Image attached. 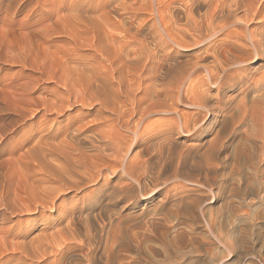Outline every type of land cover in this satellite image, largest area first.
<instances>
[{
    "label": "bare ground",
    "instance_id": "1",
    "mask_svg": "<svg viewBox=\"0 0 264 264\" xmlns=\"http://www.w3.org/2000/svg\"><path fill=\"white\" fill-rule=\"evenodd\" d=\"M69 1L67 3H70ZM109 1L110 0H106V4ZM116 1L117 0H115L114 4H116ZM120 1H123V0H120ZM125 1L127 2V0H125ZM71 2H73V0H71ZM77 2H78V0H77ZM90 2L92 4L93 1L91 0ZM119 2H118V4H119ZM109 3H108V6L111 5ZM100 4H103V3L100 2ZM100 4H98V5H100ZM67 5L68 4H66V6ZM70 5H68L67 11L65 9V12H66L65 15L63 16V14H61L62 18L60 16L59 17L61 20L64 18L63 21L65 24H66V21H69V24H66V25L72 26L70 30L75 31L73 33H75L76 36H77L76 32L80 31L82 34V38L84 39L83 32L87 33V35H88L90 32L95 31V29H97V24L99 21L98 19L101 17L102 14L99 13V15H100V17H99L98 13H96L97 17H99L97 20H96L97 17L95 16V14L93 15L94 17L91 15L93 17L92 20L88 19L87 17H85V18H87V19H85L82 16V15H84V14H82L84 12L82 6L79 7V6H73V5L70 6ZM120 5H119L120 6L119 9L122 7L121 10L122 9L126 10L130 14V16L127 15L129 19H132V18L134 19V17L137 18V16L139 14L141 15V13H143V14H144V12L146 13V15H145L146 17L140 19L139 20L140 22H138L137 25L134 22V25H136V26L131 24L133 20L128 21L131 24V26L132 25L134 26L133 28L135 29V31H133V32H135L136 34H138L137 31L139 32V30H141L142 27L147 25V24H145L146 21L144 23V20L145 19L147 20V17L150 18V16H152L154 19V20H151L152 22L149 23L147 30L145 28V30H146L145 35L144 36L141 35V38H143V40H141V41L139 40L140 39V38H138L140 36L139 34H138L139 35L138 37L134 36L135 33L134 34L132 33L133 35L130 34L131 37L134 36L133 38H138L139 42H141L140 44L141 45L143 44V45L141 46V45L137 44L140 46L138 52H135V50H137V48L139 46L136 48L137 45L134 43L136 45L134 48L131 45V47H132V53L131 54L132 55H133V50L135 49L134 50V56L131 57V55H130L131 59L129 58L128 64H126V63L124 64V65H127L126 70H128V68H129L128 72L126 71L128 74L125 73L126 75H124V77L118 76V75L114 76L112 73L110 75L103 76L102 70L101 71L99 70L100 72H98V71L96 72V70H98L97 69L98 66H100L99 62L101 60L98 62V65H96L97 63L95 64L97 66V68L95 67L96 70L93 68L87 69L86 67H85L86 68L85 70H84V68L79 69V67L73 68L71 66L72 64L69 62L68 66L72 67V69H73V70L71 69L72 72L69 71L70 72L69 74L67 73L66 75H64L60 79V82L64 88V91L59 93L60 95H58V93H56V91H53V89H52L53 93L54 94L56 93L57 95H55V96L53 95L54 97L50 96L52 98H50V99L47 98L44 101L41 99L42 103H41V101L38 103V104H41L40 106H42L40 108H43L44 111L47 110L46 112H48V110H49V111H52L51 114H53V111H55V113L62 114L64 112L65 107H67L68 104L70 102H72L73 99L70 100V98L72 96V91H75L76 93L80 94V96L75 97V99H77V101L82 106H86V105L92 106L93 104L97 105L98 107L95 106V109L97 107L96 112L98 113V115H100L102 112H104L102 114H105V115H106V113H105L106 111L110 112V114H111L110 118L104 117L103 115H100V116H103L102 117L103 123L104 124L106 123V126L108 129H104L105 125L100 124L101 122L99 123L100 125L96 123L99 126H101V125H103V126L98 127V129H95V126H94L93 131L91 130L92 131L91 134L89 133V134L84 135V136L82 135L81 138L79 137L78 139L74 140L72 138L70 139L69 138L70 135H68V134L72 133V132H68V131H71L72 129L66 131L67 130V128H66L65 132H68L66 134L68 135L67 137L69 138V139H67L65 137V132L62 128V130L64 132L63 133L64 136L60 135V137L62 136L61 138L59 136H57L60 138L58 141H55L54 136H52V135L47 136L44 134L49 129L47 131H45L44 133L37 131L38 133H43L44 135L40 134L39 136H36L35 138L33 137L31 145L27 144L29 146L28 147L26 146L27 147L26 153L29 155L28 158H31V160L38 162L37 164H40L41 166H42V163L45 164L44 167H45L47 174L49 176V177H46V176L45 177L49 178V180L53 183L57 182V185H55V186L53 185L52 187H50L51 191L49 192L50 195H48V199H46V200L42 199V201H41V198H43V197H41V198L37 197V199H39V201H40L39 203L38 202L37 203L41 207L48 208L50 211H56L59 208H62L66 204L65 199L60 198L61 197L60 192H67L65 190L70 189V188L71 189L73 188V190L74 189L77 190L81 186L83 187L82 184H85V183H87V184L92 183L93 186H95V187L91 191H89L87 194H83L80 197L79 201L77 200L78 202L77 201L74 202L71 210L66 214V220H65L66 222L62 228H59L56 231H53L50 233L49 232L44 233V230L40 231L41 234L38 233V234L34 235L33 237H31V239H29L30 241L28 244H26L28 242L27 239L22 240L18 243L17 251L21 254V257H19L18 255L17 256L19 257L21 262H23V260H26V258H28V257H35V258H38L40 263H44V261H46L48 258L51 257V260H49L50 262L52 261L51 264H111V260L113 258V256H112L113 252L118 250L116 248H118L120 246H123L125 248H129V243H127V241H126L127 239H130V241L135 244L134 247H136L137 252H139L138 253L139 256L142 255V257H146V255H147L144 252L146 247L149 248L152 252H157V253L160 252V248H158L156 246H152L153 244L147 245V242L150 240H157V241L159 240V241H161V243H164V244H166V242L168 241L167 247L171 248V250H175L177 247L176 246L177 235H174V234L169 235V238L166 241V240H164V238L159 233V229L161 227H163V226L167 227L168 226V223L166 220L167 217H166V219H162L160 217L155 219V218H152L153 217L152 216V217L143 219L142 221L141 220H138L136 222L134 221V223H133V220L138 219L139 217L145 218V215H144V213L140 212L141 214L139 216H136V217L131 216V210H133L137 207V205L140 202V199L150 198L156 192L161 193L162 190H164V192L170 193L171 191H174V194L171 193V194L162 196L161 198H158L157 201L160 204V203H163L166 201L167 202L168 201L169 202L170 201H178L179 199H182L183 197L190 196L192 191L197 190L199 178L194 176L195 174H192V175L188 174L189 169L187 170V168H186L187 173H184V172L176 169V170H174L173 173H170V172L168 174L166 173L167 175L166 174L161 175V171L159 174L158 171H151L150 170V169L155 168L157 166V164L160 161H162L164 158L165 159L168 158L171 154L174 155L173 151L179 145V144H177V146H176L177 142L175 140L174 134H177L179 132L181 134V133L185 132L186 135L189 136V140H191V141H189V142L186 141L184 143H182V141L179 142V143H182L181 145L185 146V148H183L184 152H186L191 157H192L191 154H193V155L198 154L201 151L200 149L202 147H204L205 140L202 141V139L204 138L203 136L205 135V133L209 132L210 130L212 133L216 132V130H217L216 126L219 124L220 118L225 115V113L229 110L228 107L229 106L231 107V105L233 104L232 102H234V100L236 98H238V96H239V99L237 100L236 103H234V106H236V109L239 112L238 119H241L243 116H245L246 118H249V120L255 126H257V124L260 123L259 126H257V129L261 128V130H262L264 128V71H262L260 76L257 78H254V77H252L253 75H251V70H252V68H255L256 65H258V66L260 65L261 67H259V68L264 67V0H131L127 4L125 2H122ZM64 6H65V3H64ZM104 6L99 7V8L102 9V8H104ZM115 6H113V7H115ZM83 7L85 8L86 6L83 5ZM96 8H98V7H96ZM110 8H112V7H110ZM59 9H60V6H59ZM81 9L83 10V12H81ZM114 9H117V8L115 7ZM114 9H112V10H114ZM87 10H89V9H87ZM97 10H99V9H97ZM109 10H111V9H109ZM104 11H106V10H104ZM114 11H117V10H114ZM114 11H113V13H115ZM89 12H90V10H89ZM95 12H100V11H95ZM119 12H118V14H119ZM124 13H126V12H123V14ZM120 16H122V15H120ZM120 16L116 15V17H120ZM127 16H125V17L127 18ZM102 17L104 18V20H106L105 14ZM152 17H151V19H152ZM123 18H124V16H123ZM123 18L121 19V22H122ZM56 19H58V18H56ZM109 19H110V17L108 18V21H109ZM116 19L118 21V18H116ZM110 20L113 22L111 23L109 21L111 24L110 23H108V24H110V27L112 28L113 27L112 25H115V23L117 21L115 22L114 16ZM126 20H128V19H126ZM78 22L82 23L81 25L84 24L85 27L83 25L82 26L83 28H81L80 24H79L80 26H75L76 23H78ZM101 22H104V21H101ZM105 22H107V21H105ZM118 22H117L116 27L119 25V23L122 24L121 22H119V23ZM59 23L60 22L58 21L57 24H59ZM100 23H99V25H100ZM123 23L128 24L126 21H123ZM136 23H137V21H136ZM57 24L55 26H57ZM58 26L60 27V25H58ZM67 26H66V28H67ZM70 26H68V27L70 28ZM104 26H107V25H104ZM59 27H57V28L59 29ZM100 27L98 26V29ZM128 27H129V25H128ZM130 27L128 29H130ZM145 27H147V26H145ZM104 28H102V29L105 31V29H107V28H105V29ZM125 28H126V26L124 27V29ZM116 29L119 30V27H117ZM107 30H109V29H107ZM63 31L64 30H61V32H63ZM97 31H99V30H97ZM120 31L123 32V30H120ZM65 32H66V29H65ZM99 32L103 36L104 35L107 36L108 31H106V33H105V32H101V30H100ZM99 32H97V33H99ZM111 32H108V33H109V35L113 34V36L112 35L111 36H112V39H114L113 37H115L114 35H116L115 33H117V32H116V30L113 31L115 33H113V32L111 33ZM128 33H130V32H128ZM72 34H71V38H74L72 36ZM67 35H68V33H67ZM124 35L122 34V36L127 41H128V39L129 40L132 39V38L126 39V37ZM126 35H127V31H126ZM153 35H156L154 37H157V40L159 42L157 41L158 43L154 44V45H156L155 48H157V50L155 48H153L154 45L152 44L153 46H151L150 48L152 49L153 52H151L149 50L150 49L149 45H147L149 42L146 44L147 41L145 42L144 40L148 37H152ZM90 36H91V33H90ZM90 36H88L89 41L91 40L89 38ZM99 36H101V35H99ZM103 36H101V38H103ZM118 36L119 35L116 36L117 40H118V38L120 39V37H118ZM128 36H129V34H128ZM68 37H70V33H69ZM107 37H105V39ZM123 37H121V38H123ZM94 38L97 41L96 43H98V39H100V37L97 39H96V37H94ZM85 39H87V38L85 37ZM109 39H107V40H109ZM112 39H110V41ZM154 39H153V41H154ZM73 40L76 41L75 39H73ZM84 40H82V41H84ZM100 40H102V39H100ZM138 40L135 39V41H138ZM94 41H91V42H94ZM114 41H116V40H114ZM150 41H151V39H150ZM91 42H90V44H91ZM102 42H105V41L102 40ZM106 42H108V41H106ZM83 43H85V42H83ZM109 43L111 44V42H109ZM109 43H107L106 45L109 46L110 50L116 48V46H115L116 44L114 45L113 48H110V45H108ZM117 43H121V41L119 40ZM112 44H114V42ZM112 44H111V47L113 46ZM127 44H128V42H127ZM130 44H131V42L129 43V45ZM84 45H86V43L83 44L82 46L84 47ZM92 45H93V43H92ZM102 45H104V44L102 43L101 45H95L94 46L95 50L100 51V52H106V51L109 52L110 51L108 48L101 50L102 48L106 47V45H104V47H102ZM73 46L75 48V45H73ZM97 46H99V47H97ZM100 46H101V49H98V48H100ZM119 46H120V44L117 47H119ZM124 46L129 47L128 45H124ZM147 46L149 49L147 48ZM119 48H121L120 51L122 52V50H123L122 46H120ZM191 48H192V50L194 49L195 52H198L196 55L194 54L195 56L193 55V57L195 59L194 60L192 59V61L188 59L185 62L180 61L178 57L182 56L184 53L181 51H177V49L178 50L182 49L185 52L186 50H189ZM116 49H118V48H116ZM116 49H115V51H116ZM194 50H193V52H194ZM115 51H114V53H112L110 51L108 54L112 53L114 56L116 53L118 54V52H120V51H118V52H115ZM128 51L131 52L130 50L125 51L126 55H127ZM72 52H73V50H72ZM121 52H120V54H124ZM193 52L191 51L190 53H193ZM106 53H104V54H106ZM108 54H107V56H108ZM113 56H111V57H113ZM114 57H118V55L114 56ZM91 58H93V57H91ZM118 58H120V57H118ZM94 59H95V57H94ZM61 60H63V59H61ZM118 60H119V62L123 61V60H121V58ZM64 61H65V59H64ZM92 61L93 60H91L90 63ZM114 61L116 63V60H114ZM55 62L59 63L60 59H59V61H55ZM67 62H68V60H67ZM110 62H112V60ZM123 62H122V64L116 63L117 65H114V66H116V67H118V65L122 66ZM106 63H105V66H106ZM79 64H80V62H79ZM79 64H77V65H79ZM111 65H113V64L110 63V67H111ZM48 66H49V64H48ZM59 66L63 67L65 65H59ZM59 66H57V67H59ZM80 66H81V64H80ZM101 66H103V65H101ZM110 67L108 69H110ZM80 68H82V67H80ZM88 68H90L89 65H88ZM119 68H117V69H119ZM123 68H125V67L123 66L120 69H123ZM58 69H60V68H58ZM63 69H64V67H63ZM66 70L68 71V69H66ZM113 70H114V68H113ZM57 71L58 70L56 69V72ZM108 71H110V70H108ZM113 72H115V71H113ZM119 72H118V74H119ZM122 72L120 73L121 75L125 71L123 73ZM47 74H49V73H47ZM51 74H49V76ZM53 75L54 74H52V76ZM131 75L135 78V80H134V78L131 80L135 81V84H137L136 87H139L140 91H142V93H143V95H141V97L138 95V97H140L139 99H137L138 97H136V95L131 96V88L134 85L129 84L127 86L125 84L126 83L125 81H128L127 79H125V76L129 77ZM201 76H204L205 80L204 79L202 80ZM50 77H48V78H50ZM52 78H54V77H52ZM123 78L125 79V81H123ZM51 81H52V79H51ZM144 81H150V82L148 83V85L144 84V86L141 87ZM122 82L125 84V87L123 86ZM185 82L188 85V86L186 85L187 89H185L186 90L185 92H180V87ZM29 83H33L32 80ZM251 83L256 87L257 91H259V94L255 97H253V96L249 97L248 92L245 90L247 87H249V85H251ZM33 84H35V83H33ZM196 84L198 86L195 88ZM150 85H153V88L148 87ZM23 86H24V84H23ZM23 86H22V88H24ZM183 86H185V85H183ZM202 86H206V88L202 89ZM184 88L185 87H183V89ZM58 89H60V88H58ZM20 90H21V88H20ZM26 91H28V89ZM140 91H138L139 94H140ZM229 91L235 92L234 97H230L229 95H226L227 92H229ZM17 92H16V94L13 95L14 101H16V102H14L15 105L16 104L18 106L20 104H21V106L24 105V107L22 106L23 108L21 107L19 112L22 110L21 112H24L27 114V113H29L28 111L30 110V108L32 111L34 108L33 109H32V107L26 108L25 104L29 103L28 104L29 106H35L36 101L31 96H29L28 94L24 93V95H26V96H23L21 94L22 92H20V93L19 92L17 93ZM121 97H123V98H121ZM35 99H37V98H35ZM48 99H49V101H48ZM130 99H132V100H130ZM38 100H40V99H37V102H38ZM69 100H70V102H69ZM17 101L19 104L17 103ZM178 101H180V103H182V104H183V102H181V101L186 102V104L190 108H192L193 111L190 113H186V114L185 113H182V114L178 113V119L175 121L173 119H168L166 121H162L160 124H158V122H156L157 123L156 125H154V124L151 125V126H153L152 130H151V128H149L150 134L147 133L149 135L148 136L146 135L147 137H145V139H144L143 135L145 134L144 132L147 130L148 124L147 125H141L139 127H138V125L140 123L145 124V123H143L144 120L146 119L145 117H147V116L149 117L150 114L153 115L154 113H165V115L166 114L170 115L171 113L172 114L176 113V111L178 110V109L176 110V103ZM73 103L75 104V101ZM32 104H34V105H32ZM177 107H178V104H177ZM39 109H37V110H39ZM66 109H65V111H66ZM81 109H83V108H81ZM93 109H94V107H93ZM35 110L36 109H34L33 112ZM205 111L207 113H209L208 119H205L204 115L207 114V113H205ZM81 112L83 114L85 113L83 111H81ZM81 112H80V114H81ZM43 113L45 114V112H43ZM77 113H78V111H77ZM97 113L95 114L96 116H97ZM20 114H22V113H20ZM44 114H43V116H44ZM85 114H84V117H86ZM92 114H89V115L86 114V115L87 116L91 115L92 117L91 116L90 117L93 118ZM22 115H20V116H22ZM25 115H23V116H25ZM37 116H39V115H37ZM57 116H60V115H57ZM100 116L98 118H100ZM133 116H136L135 120H137V121L134 120L135 121V125L133 124L134 127L129 126L130 120ZM40 117H41V115H40ZM148 117H147V120H150V119H148ZM169 117H172V115ZM173 117H175V116H173ZM229 117L231 120H233V118H235L232 114H230ZM79 118L80 117H78V119ZM69 119H71V118H69ZM42 120H44V119H42ZM70 121H72V120H70ZM70 121H68V122H70ZM96 121L98 122L99 119H96ZM118 121L121 123L122 127L123 126L125 127L128 125L125 128L129 129L133 133V135H131V137L133 136L135 138L134 139V141H135L134 145L135 146L141 145L139 147V149L137 148V151H135V153H133V155H130L131 153L129 154V149L131 147V141H132L131 138H129L130 136H128L127 133H126L127 136H124V133L121 134L122 131L121 132L119 131L120 134H116V133L114 134L113 133V129H114L116 123L118 124V126L120 124ZM91 122H93V121H90L89 123H91ZM39 123H40L39 125H43L45 123V121L43 124H41L42 122H39ZM82 123H84V122L82 121ZM76 124H77V121H76ZM261 124H262V126H261ZM78 125H79V127L77 125L76 126L74 125V126L78 127V129L80 130V126L84 125V124H81V125L78 124ZM65 127H67V126H65ZM148 127H150V126H148ZM43 128H45V127L43 126ZM88 128H86V129H88ZM90 128H92V127H90ZM41 129H42V127H41ZM68 129H69V127H68ZM74 129H76V131H77V128H74ZM39 130H40V128H39ZM79 130L77 132H81ZM51 132H54V131H51ZM87 132H89V131L87 130ZM131 132H129V133H131ZM46 134H48V133H46ZM56 135H59V134H56ZM215 135L217 136V133H215ZM71 136L76 137V136H73L72 134H71ZM53 139H54V141H53ZM82 143L83 144H85V143L89 144V146H90L89 148H91L90 150H92L93 153L87 154L86 153L87 149H85V147H84V149H85V151H84V149H82V147H80ZM208 143H209V141H208ZM215 143L216 142H214L213 147L210 146V144H209V146L211 148H209L206 145L207 146L206 151H209L210 154H214L218 150H220L219 149L220 142H219V144L217 143L218 145L216 144L217 146L215 145ZM87 144H86V146H87ZM181 145L179 147H181ZM90 150H88V151H90ZM204 150H205V148H204ZM92 151H90V152H92ZM45 152H47V154L49 156L44 161L45 156H47V155H45ZM40 154L43 156L41 157ZM178 154H179V151H178ZM24 156H26V155H24ZM179 156H180V154L177 155V157H179ZM183 156H185V155H183ZM181 157H182V155H181ZM184 158L185 157H183V159ZM188 159H189V157H188ZM53 160H55L54 163H56V162L57 163L54 164ZM168 161L171 162L169 159H168ZM175 162L177 163L179 161H175ZM165 164H166V162L164 163V166H165ZM177 164H175V165H177ZM213 165L214 164H212V163H208L207 166L204 168L205 171H210V169ZM178 166H179V164H178ZM171 167H172V165H171ZM171 167H170V169H171ZM190 167H191V164H190ZM26 168H28V167H26ZM192 168L195 170V168L193 166H192ZM39 169H37V170H39ZM43 170H44V168H43ZM105 171H108V173L111 176H117L118 177L116 179L117 182L115 181V183L111 184V182L107 179L102 180L107 175V174L105 175ZM191 172L193 173V171H191ZM44 173H42V174H44ZM201 173H203V172H201ZM41 180L42 179H40V181ZM46 180H48V179H46ZM170 183L173 186V190L172 189H166ZM187 184H189L190 186H187ZM32 185L33 184H31V186ZM38 185H40V184H38ZM43 185H45V184H42V186ZM32 187H34V186H32ZM35 187H36V185H35ZM40 187H41V185H40ZM40 187H39V189L43 188V187H41V188ZM169 187L171 188V186H169ZM178 187H179V189L181 188L182 190L180 189L181 190L180 192H177V191L175 192V190ZM30 189H31V187H30ZM37 189H35V190H37ZM45 189L47 190V188H45ZM30 192H31V190H30ZM45 192L47 193L48 191H45ZM45 192H43V193H45ZM40 194H42V193H40ZM34 196H36V195L34 194ZM37 196H39V195H37ZM29 202H30V204H32L31 202H33V201H29ZM143 206H142V208H143ZM173 206H174V204H173ZM125 209L127 211L123 212ZM132 217L134 219L130 223L129 220ZM31 218H34V217H31ZM27 223H29V222L27 221ZM19 230H21V229H19ZM79 234L83 237V239L80 241L79 240L76 241L77 236H79ZM97 236H99V237H97ZM82 237H80V238H82ZM5 238L6 237H4V239ZM3 242H4V240H3ZM2 245H1V247H2ZM9 246H10V243H9ZM113 246H115V248ZM48 247L52 248L51 249L52 250L51 256L47 255V254H49V250H50V248L48 250ZM19 253H17V254H19ZM117 255H119V254H117ZM23 257H26V258L23 259ZM119 260L121 261L119 264H132L133 263L131 258L127 259L125 257V259H119ZM16 261H18V260H16ZM20 261H19V264H20ZM33 261H35V260L33 259ZM47 264H49V263H47ZM167 264H172V263L169 262Z\"/></svg>",
    "mask_w": 264,
    "mask_h": 264
},
{
    "label": "rangeland",
    "instance_id": "2",
    "mask_svg": "<svg viewBox=\"0 0 264 264\" xmlns=\"http://www.w3.org/2000/svg\"><path fill=\"white\" fill-rule=\"evenodd\" d=\"M68 1L69 0H0V240H1L0 244L1 245L3 244L2 247L0 245V264H19V261H20L19 257H21V254L17 251L18 243L22 240L27 239L28 242L27 243L25 242V243L28 244L30 241L29 239H31V237H33L34 235H36L38 233L41 234L40 231L44 230V233L45 232L50 233V232L56 231L59 228H62L66 222L65 221L66 220V214L71 210L74 202L77 200L79 201L80 197L83 194H87L89 191H91L95 187V186H93L92 183H88V184L85 183V184H82L83 187L81 186L80 187L81 189L79 188L77 190L76 189L73 190V188L72 189L70 188L71 190L70 189L65 190L67 192H60L61 194L63 193L62 195L60 194V196H61L60 198H64L66 204L62 208H59L56 211H50L48 208L41 207L38 204L40 201H39V199H37V197L38 198L43 197V198H41V201H42V199H45V200L48 199V195H50L49 192L51 191L50 187H52L53 185L54 186L57 185V182H54L55 183L54 184L53 182H51L49 180V178H46L49 176H48L47 171L44 167L45 164L42 163V166H41L40 164H37L38 162L31 160V158H28L29 155L26 153V149L29 145H31L33 137L35 138L36 136H39L40 134L42 135L45 131H47L48 129L49 130L51 129L50 131L48 130L49 132L47 131L44 134L47 136L52 135L55 137V141H58L62 137V136L60 137V135H63V133L65 132V130L67 128L66 131L72 129L71 131H68V132H72V133L68 134V135H70L69 138L70 139L72 138L75 140V139H78L79 137L81 138L82 135L84 136V135H87L89 133L91 134L93 129H94V126H95V129H98V127L105 125L104 129H108L106 126V123L105 124L103 123L102 117L103 116L108 117V118L111 117V114L109 111L105 112L106 115L102 114L104 112H102V113L100 112L101 114L99 113L100 115H103V116L98 115V113L96 112V109L98 106L95 104H93L92 106L91 105L90 106H87V105L82 106L77 101V99H75V97L80 96V94L76 93L75 91H72V96L70 98V100L73 99L72 102H70V100H69L70 103L68 104L67 107H65V109L66 108L67 109H66V111L64 109V112L62 114L55 113V111H53V114H51L52 111H49V110H48V112H46L47 110L44 111L43 108H40L42 106H40L41 104H38V103L40 101L42 103V100L44 101L47 98L50 99V98L54 97L55 95H57L56 93H58V95H60L59 93L64 91V88L61 85L60 79L64 75H66L67 73L69 74L70 72H72L71 71L72 67L73 68L79 67V69L84 68V70L86 68L87 69H92V68L95 69V67L97 68L96 65H98V62L101 60L99 62L100 66H98V68H97L98 70L95 69L96 72L97 71L100 72L102 70L103 74L102 73L101 74L103 76H107V75H110L112 73L114 76L118 75V76L124 77V75L128 74L127 72L129 70L128 67H127L128 70H126L127 65H124V64L125 63L128 64L129 58L131 59V57L134 56L135 46L137 44L141 45L140 44L141 42H139V40L140 41L143 40V38H141V35H143V36L145 35L149 23L152 22L151 20H154L152 16H150V18L147 17V20L146 19L144 20V23L146 21L145 24H147V25H145V26H147V27L144 26L141 28V30H139V32L137 31V33L140 35L139 36L138 34L133 32V31H135V29L133 27L136 26L138 24V22H140L139 21L140 19L146 17L145 16L146 13L144 12V14L143 13H141V15L139 14L137 16V18L134 17V19L133 18L129 19L127 15L130 16V14L126 10L122 9L123 10L122 11L121 10L122 7L119 9V7L121 6L120 4L122 2H125L127 4L131 0H127V2L125 0H123V1L117 0L118 2L120 1L119 4L117 1H116V4H114L115 0H110L109 1L110 3L108 2L109 4H111L110 6H108V3L106 4V0L105 1L104 0H101V1L100 0H92L94 2V3L92 2V4L90 2L91 0H78L79 3L77 2V0H73V2H71V0H70L69 1L70 3H67ZM100 2L103 3L104 5L105 4L106 5L104 6L103 4H100ZM64 3H65V6H64ZM66 4H68V5L71 4L73 6H79V7L82 6V8L84 10V12H83V10L81 9V12H83L82 14H84L82 16L84 18L87 17L88 19H91V20L94 17L93 16L94 14L97 17L96 13H98V15H99V13H101L102 14L101 17L99 15L100 18L99 17L96 18V20L99 18L98 19L99 21L97 24V29H95L96 32L93 31L90 33H91V36L93 35L94 37H96V39L100 37V39H102L103 41H105V42L108 41V42L105 43V42H102V40L98 39V43H96L97 41L95 40V38L93 36L92 37L90 36V33L87 35V33L83 32L84 39H85V37L87 38L84 40L82 38V34L80 31L76 32L77 33V36H76V34L73 33L75 31L70 30L72 26L68 25V26H70V28H69L66 25V24H69V21H66V24H65L63 21L64 18L62 20L60 19L61 14H63V16L65 15V13H66L65 9L67 11L68 5L66 6ZM82 4L84 6H86L87 8L86 7L84 8ZM98 4H100L101 6ZM58 5L60 6V9H59ZM112 5L113 6L116 5L115 7L117 9H114L115 7H113ZM103 6H104V8H102V9L99 8V7H103ZM96 7H98V8H96ZM110 7H112V8H110ZM87 9H89L90 12ZM97 9H99V10H97ZM109 9H111V10H109ZM112 9L117 10V11H114ZM104 10H106V11H104ZM95 11H100V12H95ZM113 11L116 14L113 13ZM118 12H119V14H118ZM123 12H126V13L123 14ZM103 13L105 14L106 20H104V18L102 17V16H104ZM112 15L114 16L115 22L117 21L116 18H118V21L120 20L119 22H121V19L124 16V18L121 22L122 24H120L117 21L120 25V26L119 25L117 26V27H119V30L116 29L117 28L116 27L117 22L115 23V25H112L113 26L112 28L110 27V24L113 22L110 20L111 18H113ZM116 15L117 16L122 15V16L116 17ZM125 16H127V18ZM109 17H110L109 21L111 23L108 21ZM151 17H152V19H151ZM56 18H58V19H56ZM87 18H85V19H87ZM126 19H128V20H126ZM129 20H131V21L133 20L131 24L134 25V22H135L136 25L131 26V24L128 22ZM135 20L137 21V23ZM58 21L60 22L59 24H57ZM101 21H104V22L107 21V22L104 23ZM123 21H126L128 24L123 23ZM99 23H100V25H99ZM108 23H110V24H108ZM56 24H57V26H55ZM79 24L81 25L82 23L78 22V23H76L75 26H80ZM58 25H60V27ZM83 25H81V28H83L82 27ZM104 25H107V26H104ZM124 25L126 26L127 29L126 28L124 29V27H125ZM128 25H129V27L131 26L130 29H128L129 28ZM66 26H67V28H66ZM98 26L99 27L101 26L102 28H104V27L107 28L109 26L107 29H109V30L111 29V30L109 31V30L104 28L105 29V31H104L101 27L98 29ZM57 27H59V29ZM84 27H85V25H84ZM145 28H146V30H145ZM65 29H66V32H65ZM61 30H64V31L61 32ZM97 30H99V31L101 30V32H105V33H106V31H108V32L112 31L113 32L116 30V32L118 34L113 32L116 35H114L115 37H113L114 39H112L113 34H111L112 35L111 36L107 32V36H108L107 37L106 35L103 36L102 34H100V32ZM120 30H123V32ZM126 31H127V35H126ZM97 32H99V33H97ZM128 32H130V33H128ZM67 33H68V35H67ZM69 33H70V37H68ZM132 33L133 34L135 33L134 36L135 37L139 36L138 38H140V39L138 40V38H133L134 36L131 37V35H133ZM71 34L74 38H71ZM122 34L123 35L125 34L124 36L126 37V39L132 38L131 39L132 41L129 39H128V41L125 40V38L122 36ZM128 34H129V36H128ZM99 35L103 36V38H101V36H99ZM117 35H119L118 37H120V39L118 38V40L116 39ZM88 36H90L89 37L91 39L90 41L88 39ZM154 36H156V35H153L152 37H148L144 40L145 42L147 41L146 44L149 42L147 44V45H149V48L151 46H153L154 44H157L159 42L157 40V37H154ZM105 37H107V38L105 39ZM121 37H123L124 39ZM109 38L112 40L110 41ZM73 39H75L76 41H74ZM107 39H109V40H107ZM135 39H137L138 41H135ZM150 39H151V41H150ZM153 39L155 42L153 41ZM82 40H84V41H82ZM114 40H116V41H114ZM119 40L121 41V43H117ZM91 41H94V42H91ZM83 42L86 43V45H84V47L82 46L83 44H85ZM90 42H91V44H90ZM109 42H111V44L114 42V44H112L113 45L112 47H111V44ZM127 42H128V44H127ZM130 42H131V44L129 45ZM92 43H93V45H92ZM102 43L104 45L109 43L108 45H110V48H113L114 45L116 44L115 46L119 50L116 48L110 50L109 46H107V45L105 48L101 49V46H100V48H98V49L103 50V49L108 48L111 52L113 50L115 51V49H116L115 52H118L121 49L119 47L122 46L123 50H122V52L120 51L121 53H124L126 55L125 51L130 50L131 52H129V51L127 52V55H126L127 57L124 54H120V52H118V54L116 53L118 55V57H120L121 60L124 61V62L123 61L119 62L118 59H120V58L114 57L117 55L115 54L113 56V54H112V53H114V51L112 53L108 54L110 51L109 52L106 51L107 52L106 53V52H100V51L95 50L94 46L95 45H101ZM117 44L118 45L120 44V46L117 47L118 46ZM73 45H75V48ZM104 45H102V47H104ZM124 45H128L130 48L125 47ZM131 45H132V47H134L133 48L134 49L133 55L131 54L132 53ZM139 45H137L136 48ZM97 47H99V46H97ZM155 47H156V45L153 46V48H155ZM70 48L73 50V52ZM139 48H140V46L137 48V50H135V52H138ZM147 48H148V46H147ZM155 49L157 50V48H155ZM149 50L151 52H153L151 48ZM193 50L191 48V49L186 50L184 52V50H182V49H179V50L177 49V51H181L184 53L182 56L178 57L179 60L183 61V62H185L188 59L191 61H192V59L194 60L195 58L193 57V55L194 54L196 55L198 52H195V50L193 52ZM191 51L193 53H190ZM104 53H106V54H104ZM107 54L110 58L107 56ZM130 55H131V57H130ZM111 56H113V57H111ZM91 57H93V58H91ZM94 57H95V59H94ZM59 59H60L59 63L55 62V61H59ZM61 59H63V60H61ZM64 59H65V61H64ZM88 59L90 61L93 60L92 61L93 63L92 62L90 63V61ZM67 60H68V62H67ZM111 60H112V62H110ZM114 60H116L117 64H122V62H123V65L122 66L118 65V67L114 66V65H117ZM69 62L72 64L71 65L72 67L68 66ZM79 62L81 64V66H80ZM104 62L105 63L107 62L106 66H105ZM110 63L113 64V65H111V67H110ZM48 64L50 67L48 66ZM77 64H79V65H77ZM90 64L91 65L93 64V65L91 66ZM59 65H65L63 67L65 70L68 69V71L67 70L65 71L63 69V67L59 66ZM88 65L90 68H88ZM101 65H103V66H101ZM57 66H59V67H57ZM123 66L125 68L120 69ZM80 67H82V68H80ZM109 67H110V69H108ZM259 67H261V66L256 65L255 68H252V70H251V75H253L252 77L257 78L260 76L261 72L264 71V67H262V68H259ZM55 68L58 70L57 72H56ZM58 68H60V69H58ZM113 68H114V70H113ZM117 68H119V69H117ZM108 70H110V71H108ZM121 70L123 72L124 71L125 72L123 73ZM113 71H115L116 73ZM118 72H119V74L121 72L123 74L119 75ZM47 73H49V74L52 73L54 75L52 76V74H51L50 75L51 77H50L49 74H47ZM48 77H50V78H48ZM52 77H54V78H52ZM127 77L125 76V79H127L128 81H125V79L123 78V81L126 82L125 84L127 86L129 84L134 85L132 87L133 89L131 88V96L136 95V97H138V95H139L141 97V95H143V93H142V91H140L139 87H136L137 84H135V81H134L135 78L132 75L129 76L128 78ZM201 77H202V80L203 79L205 80L204 76H201ZM133 78H134V80L132 81L131 79H133ZM51 79H52V81H51ZM31 80L35 84L29 83V82H31ZM149 82L150 81H144L141 87H143L144 84L148 85ZM185 83L181 85L180 92L186 91L185 89H187V87H186L187 83L186 84ZM23 84H24V86H23ZM125 84L123 83L124 87H125ZM197 84H196L195 88L198 86ZM183 85H185V86H183ZM22 86L24 88H22ZM148 87L153 88V85H150ZM183 87H185V88L183 89ZM20 88H21V90H20ZM58 88H60V89H58ZM203 88H206V86H202V89ZM27 89H28V91H26ZM52 89H53V91H56L55 94L53 93ZM245 90L248 92L249 97L250 96L255 97L259 94V91H257L256 87L252 83ZM17 91L19 93L22 92L21 94L23 96H26V95H24V93L28 94L29 96H31L36 101L35 106H29L28 105L29 103L25 104L26 108L32 107V109L33 108L36 109L34 112H33L34 109L32 111H31V108H30V110L28 109L29 113H27V114L30 117L26 113L21 112L22 110L19 112L21 107L22 106L24 107V105H22V106H21V104L19 106L17 104L15 105L14 102H16V101H14L13 95L16 94ZM138 91H140V94ZM234 94H235V92L229 91V92H227L226 95H229L230 97H234ZM38 95L39 96L43 95L42 96L43 98L41 96L39 97ZM33 96L37 99H40V100H38V102H37V99H35ZM50 96H52V97H50ZM140 97H138L137 99H139ZM121 98H123V97H121ZM49 99H48V101H49ZM238 99H239V96H238V98H236L234 100V102H232L233 104L231 105V107L230 106L228 107L229 110L225 113V115L220 118L219 124L216 126L217 130L215 133H217V136L215 135L214 132L212 133L211 130L209 132L205 133V135L203 136L204 138L202 139V141L205 140L204 147H202L203 149L202 148L200 149L201 151L198 154H195L196 156L191 154L192 155V157H191L186 152H184L183 148H185V146H183L181 144L186 142V141L189 142L191 140H189V136L186 135L185 132L181 133V134L179 132L177 134H174L175 140L177 142L176 146H177V144H179L177 146L178 148L177 147H176L177 149L175 148V150H174L175 152L173 151L174 155L171 154L170 155L171 157L169 156L168 158H166V159L164 158L162 161H160L156 166L157 168L155 167L153 169H150L151 171H158L159 174L161 171V175H165L166 173L168 174L169 172L173 173L174 170H176V169H178L184 173H187V171H186V168H187V170L189 169L188 174H190V175L195 174L194 176L199 178L197 190L192 191L190 196L183 197L182 199H179L178 201H170V202L166 201V202L159 204L157 201L158 198H161L162 196H165V195H168L171 193L174 194V191H171L170 193H168V192L166 193V192H164V190H162L161 193L156 192L150 198H147V199L143 198L144 200L140 199V202L137 205V207L135 209L131 210V216L136 217V216H139L141 213H144L145 218L139 217L140 219L138 218V219L133 220L134 218L132 217L129 220L130 223L132 220L134 223V221L135 222L138 220L142 221L143 219H146V218H149L152 216H153L152 218H155V219L159 218V217L162 219H166V217H167L166 220H167L168 226L167 227H164V226L161 227L159 229V233L164 238V240H166V241L168 240L169 235H171V234L177 235V237H176V241H177L176 242V246H177L176 249L171 250V248H168L167 247L168 241L166 242V244H164V243H161V241H159V240L158 241L157 240H150L147 242V245L153 244L152 246H156V247L160 248V252H158V253L152 252L149 248L146 247L144 252L147 255H146V257H142V255L139 256V254H138L139 252H137L136 247H134L135 244L132 243L130 241V239H127L126 241H127V243H129V248H125L123 246L116 248L118 250L113 252V255H112L113 258L111 260V264H119L121 262L119 259H125V257L127 259L131 258V260L133 261L132 264H167L169 262H171L172 264H264V128L262 130H261V128L257 129V126H259L260 123L257 124V126H255L249 120V118H246L245 116H243L241 119H238L239 112L237 111L236 106H234V103H236ZM130 100H132V99H130ZM74 101H75V104L73 103ZM181 102H183V104L180 103V101H178L176 103V110L178 109L176 111V113H173V114L171 113L170 115L169 114L165 115V113H154L153 115L150 114L149 117L147 116L148 119H150V120H147V117H145L146 119L143 122L145 124L140 123L138 125V127L141 125H147V124H148V126H150V127L147 126V130L144 132L145 134L143 135V138L145 139V137H147L150 134L149 128H151V130H152L153 126H151V125H153V124L156 125L157 124L156 122H158V124H160L162 121H166L168 119H173L175 121L178 119V113L179 114H182V113L186 114V113H190L193 111V109L190 108L186 104V102H184V101H181ZM17 103H18V101H17ZM177 104H178V107H177ZM32 105H34V104H32ZM95 106H97L96 109H95ZM93 107H94V109H93ZM81 108H83V109H81ZM37 109H39V110H37ZM77 111H78V113H77ZM79 111L80 112L83 111L87 115L93 113L92 114L93 118H91L92 117L91 115H90L91 116L90 117V116H87L85 113L84 114L86 117H84V114L82 112L80 114ZM43 112H45V114ZM20 113H22L23 115H25V114L26 115L23 116ZM96 113H97V116L95 115ZM205 113H207V112L205 111ZM43 114H44V116H43ZM230 114H232L235 117V118H233V120L230 119V117H229ZM20 115H22V116H20ZM37 115H39V116H37ZM40 115H41V117H40ZM57 115H60V116L62 115V116L60 117ZM171 115H172V117H169ZM99 116L101 119L98 118ZM173 116H175V117H173ZM204 116H205V119H208L209 113L205 114ZM78 117H80V118L78 119ZM69 118H71V119H69ZM73 118L77 121V124ZM95 118L99 119V121L97 122ZM135 118H136V116H133L131 118L129 126L134 127L135 121H137V120H135ZM42 119H44V120H42ZM70 120H72V121H70ZM89 120L93 121V122L89 123L90 122ZM44 121H45V123H44ZM68 121H70V122H68ZM82 121L84 123H82ZM39 122H42L41 124H43V123L44 124L39 125L40 124ZM96 123L97 124L100 123L103 125L99 126L100 124L97 125ZM78 124H80V125L86 124L85 125L86 127L84 125H81L80 130H79ZM48 125L49 126L51 125V126L49 127ZM64 125L67 127H65ZM74 125L75 126L77 125L78 127H75ZM43 126L45 128H43ZM127 126H125V127H127ZM261 126H262V124H261ZM41 127H42V129H41ZM68 127H69V129H68ZM73 127L77 128V131L79 130L81 132H77L76 129H74ZM88 127L89 128L92 127V128L89 129ZM123 127L121 126V123L119 124V126L116 123V125L113 129V133L114 134L115 133L120 134V132L122 131L121 134L124 133V136H127V135L130 136L129 138H131L132 141H131V147L129 149V154L131 153L130 155H133V153H135V151H137V148L139 149V147L141 145H136L137 146L136 147L134 145V142H135L134 139L135 138L133 136L131 137V135H133V133L129 129L124 127L126 129L125 130ZM39 128H40V130H39ZM62 128H63L64 132H63ZM86 128H88V129H86ZM87 130L89 132H87ZM37 131L43 132V133H38ZM51 131H54V132H51ZM68 132H65V137L67 139H69L67 137L68 135L66 134ZM129 132H131L132 134ZM46 133H48V134H46ZM126 133H127V135H126ZM147 133H149V134H147ZM56 134H59V135H56ZM71 134L73 136H76V137H72ZM57 136H59L60 138ZM53 141H54V139H53ZM181 141H182V143H179ZM208 141H209V143H208ZM214 142H216L215 145L217 143L219 144V142H220V147H219L220 150H218L214 154H210L209 151H206L207 146L209 148H211L210 146L213 147ZM83 143L81 144L80 147H82V149H84V147H85V149H87L86 150L87 154L93 153V151L90 150L91 148H89L90 147L89 144H87V143L83 144ZM27 144H29V145H27ZM86 144H87V146H86ZM209 144H210V146H209ZM180 145H181V147H179ZM204 148H205V150H204ZM85 149H84V151H85ZM88 150H90L92 152H90ZM177 150L179 151V154H180L179 157H177V155H179ZM24 155H26V156H24ZM45 155H47V156H45L44 161L49 156L47 154V152H45ZM181 155H182V157H181ZM183 155H185V156H183ZM42 156L43 155H41V157ZM183 157H185V158L183 159ZM188 157H189V159H188ZM168 159L171 162H169ZM190 160L191 161L193 160V161L191 162ZM54 161L55 160H53V163H54ZM175 161L180 162V163L177 162L179 164V166ZM165 162H166V164L164 166ZM56 163H54V164H56ZM208 163H212L214 165L211 167L210 171H205L204 168L207 166ZM175 164H177V165H175ZM190 164H191V167H190ZM171 165H172V167H171ZM169 166L171 167V169ZM192 166L195 168L196 171L192 168ZM26 167H28V168H26ZM42 167L44 168V170L46 172L43 170ZM37 169H39V170H37ZM191 171H193V173ZM201 172H203V173H201ZM42 173H44V174H42ZM105 175H106V177L103 178L102 180L107 179L111 182V184L115 183V181L117 182V180H116L118 178L117 176H111L108 173V171H105ZM40 179H42L43 181L42 180L40 181ZM46 179H48V180H46ZM41 183L45 184V185L47 184V185L42 186ZM31 184H33L32 186H34V187H32ZM34 184L36 185V187L38 186L37 187L38 189L41 185V187H43V188L45 187V188H47V190L45 188L38 190ZM38 184H40V185H38ZM28 185L31 187V189ZM169 186H171V188ZM187 186H190V185L187 184ZM35 189H37L39 192ZM166 189H172L173 190L172 184L170 183ZM177 189L175 190V192L176 191L180 192L182 190L181 188H180L181 189L180 190L179 187ZM30 190H31V192H30ZM45 191H48L47 192L48 194ZM32 192L36 196H34V194ZM43 192H45V193H43ZM40 193H42V194H40ZM37 195H39L40 197ZM29 201H33L34 203L31 202L32 204H30ZM173 204H174V206H173ZM142 206H143V208H142ZM126 211L127 210L125 209L123 212H126ZM31 217H34V218H31ZM27 221L29 223H27ZM19 229H21V230H19ZM4 237H6V238L4 239ZM80 237H82V236L79 234V236H77L76 241H78V240L80 241L83 239V237L82 238H80ZM97 237H99V236H97ZM3 240H4V242L5 241L6 242L4 243ZM9 243H10V246H9ZM113 247L115 248V246H113ZM49 248H50V250H49ZM51 249H52L51 247H48L49 254H47V255H49V256L52 255ZM16 252L19 254H17ZM117 254H119V255H117ZM25 258L26 257H23V259H25ZM28 258H26V260H23V262L20 261V264H30V263L31 264H35V263L36 264H47V263L51 264V262H52V261L51 262L49 261V260H51V257L48 258L46 261H44V263H40L38 258H35V257H28ZM33 259L35 261H33ZM16 260H18V261H16Z\"/></svg>",
    "mask_w": 264,
    "mask_h": 264
}]
</instances>
